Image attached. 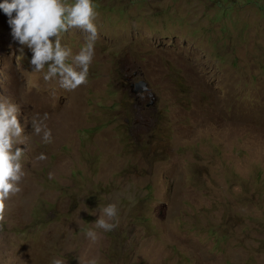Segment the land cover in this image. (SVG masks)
<instances>
[{
  "label": "rangeland",
  "instance_id": "374dc122",
  "mask_svg": "<svg viewBox=\"0 0 264 264\" xmlns=\"http://www.w3.org/2000/svg\"><path fill=\"white\" fill-rule=\"evenodd\" d=\"M93 3L95 55L71 92L32 72L0 10V96L27 136L0 264H264V0ZM84 42L62 38L73 55ZM44 113L49 144L32 133ZM110 203L118 226L95 229Z\"/></svg>",
  "mask_w": 264,
  "mask_h": 264
},
{
  "label": "clouds",
  "instance_id": "9594fccd",
  "mask_svg": "<svg viewBox=\"0 0 264 264\" xmlns=\"http://www.w3.org/2000/svg\"><path fill=\"white\" fill-rule=\"evenodd\" d=\"M0 10L8 17L12 38L21 46V53L24 47L31 51L33 73L42 74L45 82H58L60 88L69 92L87 83L98 39L94 22L98 12L93 0H2ZM73 30L82 32L85 41L75 55L62 44L63 35ZM141 87L146 90L145 86ZM19 113L17 104L0 96V227L6 223V201L21 191L19 185L25 175L23 160L27 150L19 145L26 144L27 136L18 119ZM48 118L49 114L44 113L42 118L31 119L32 133L44 144L53 142L51 130L45 123ZM36 159L47 157L41 153ZM117 215L114 203L100 208L98 219L94 221L95 229L113 231L118 226ZM85 236L91 243L98 239V233L91 228L86 230ZM52 264L66 262L57 258ZM86 264H97V261L91 259Z\"/></svg>",
  "mask_w": 264,
  "mask_h": 264
},
{
  "label": "water",
  "instance_id": "95a60500",
  "mask_svg": "<svg viewBox=\"0 0 264 264\" xmlns=\"http://www.w3.org/2000/svg\"><path fill=\"white\" fill-rule=\"evenodd\" d=\"M141 86H145L146 87V90H148V84L144 81H140L138 83H136L135 85H133V87H135V90H134V93L135 94H139V93H142L146 90H144V88H142Z\"/></svg>",
  "mask_w": 264,
  "mask_h": 264
}]
</instances>
